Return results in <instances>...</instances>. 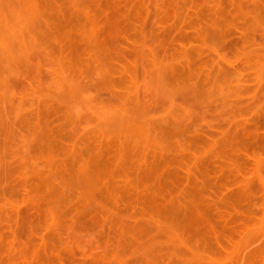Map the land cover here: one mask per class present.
<instances>
[{
	"label": "rangeland",
	"instance_id": "1",
	"mask_svg": "<svg viewBox=\"0 0 264 264\" xmlns=\"http://www.w3.org/2000/svg\"><path fill=\"white\" fill-rule=\"evenodd\" d=\"M0 264H264V0H0Z\"/></svg>",
	"mask_w": 264,
	"mask_h": 264
}]
</instances>
